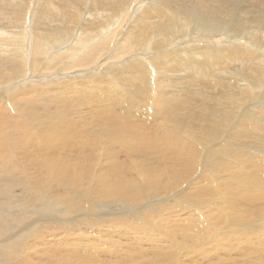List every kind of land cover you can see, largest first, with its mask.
Returning a JSON list of instances; mask_svg holds the SVG:
<instances>
[{"label": "bare ground", "instance_id": "6f19581e", "mask_svg": "<svg viewBox=\"0 0 264 264\" xmlns=\"http://www.w3.org/2000/svg\"><path fill=\"white\" fill-rule=\"evenodd\" d=\"M263 209L264 0H0V264H264Z\"/></svg>", "mask_w": 264, "mask_h": 264}, {"label": "rangeland", "instance_id": "374dc122", "mask_svg": "<svg viewBox=\"0 0 264 264\" xmlns=\"http://www.w3.org/2000/svg\"><path fill=\"white\" fill-rule=\"evenodd\" d=\"M169 115V114H168ZM191 124H194V122L192 121L191 122ZM179 126H181V124H179ZM182 134H184V135H188V133H186V132H183L182 130H181V128H180V132H179V136L180 137H185V138H187L188 139V137L187 136H183ZM190 140H192V139H190ZM217 144H220V143H217ZM217 144H215V145H217ZM148 145V143H145V144H143V146L141 147V148H145L146 146ZM102 164H105L104 162L102 163ZM198 177H196V178H193L192 180H190L188 183H187V186L191 183V182H193V181H195L196 179H197ZM261 205H263V204H261ZM200 209H204V207H199ZM262 209V208H261ZM264 210V209H263ZM263 212V211H262ZM212 214V213H211ZM260 213H258V216H259V219H257L258 221H260V219L262 218L263 219V217H264V215H263V213L261 214V215H259ZM212 216H213V214H212ZM155 220V219H154ZM81 223H84V222H82L81 221ZM154 225V224H153ZM155 230H158V229H155ZM161 230V229H160ZM226 231V230H225ZM161 232L163 233V234H165L166 232L165 231H162L161 230ZM161 232H158L159 234H161ZM168 234H169V236H167L168 238L167 239H165V238H163L164 240H166V241H168V242H171V240H170V232H168ZM188 240H190V238L188 237L187 238ZM145 245H146V243H144ZM151 246V243H148V245H147V247H150ZM229 255H230V257H228L227 259H225L224 260V263L225 264H232L231 263V261H232V258H231V255H232V252L231 253H229ZM182 256H183V254H182ZM185 256V255H184ZM235 256V255H234ZM150 257L151 258H153L154 259V257H153V255L152 254H150ZM241 256L240 257H238V259H237V257H236V259H235V257H234V260L235 261H240L241 259ZM88 261H93V260H91V259H87ZM203 262H205V261H201V263H199V264H202ZM223 262V261H222ZM221 262V263H222ZM206 264H207V262H205ZM204 263V264H205ZM214 263H216V262H214ZM216 264H220V262L218 261Z\"/></svg>", "mask_w": 264, "mask_h": 264}]
</instances>
